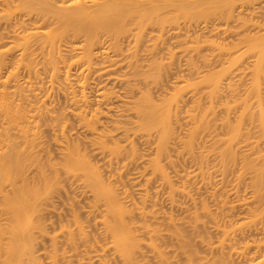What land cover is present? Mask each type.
Here are the masks:
<instances>
[{"label": "bare ground", "instance_id": "bare-ground-1", "mask_svg": "<svg viewBox=\"0 0 264 264\" xmlns=\"http://www.w3.org/2000/svg\"><path fill=\"white\" fill-rule=\"evenodd\" d=\"M238 1L0 0V264H264V24Z\"/></svg>", "mask_w": 264, "mask_h": 264}, {"label": "rangeland", "instance_id": "rangeland-1", "mask_svg": "<svg viewBox=\"0 0 264 264\" xmlns=\"http://www.w3.org/2000/svg\"><path fill=\"white\" fill-rule=\"evenodd\" d=\"M256 1H257V2H256ZM256 1H254V0H244V2H242L241 0L238 1V3H236V5H235L237 8H236V7L233 8V10H234V12H235V15H236V17H235L236 19L234 18V19H235V20H234V23H235V21H236V24H237V23H241L243 20H246L245 18H247L248 23H251V21L253 20L252 23L255 22V24H260V23H261V24H264V0H263V1L260 0V2H259V0H256ZM218 3H219V2H218ZM213 4H216V3H213ZM220 4H221V3H220ZM237 5H238V6H237ZM239 5H240V6H239ZM243 5H244V6H243ZM213 6H215V5H212V7H213ZM218 6H219V4H218ZM218 6H217V4H216V8H217ZM214 8H215V7H214ZM216 8H215V9H216ZM220 8H221V7L219 6V7H218L219 11L216 9L217 12H221L222 9H223V11H224L223 6H222V9H221V10H220ZM243 8H244V10H243ZM192 9H193V8H192ZM192 9H191V11H192ZM195 9H196V8H195ZM210 9H211V8H210ZM215 9H213V10L215 11ZM235 9H236V10H235ZM241 9H242V10H241ZM240 10H241V11H240ZM193 11H194V13L196 12V10H194V9H193ZM193 11L190 12V14H192ZM210 12H212V10H210L209 13H210ZM182 13H183V12H182ZM188 13H189V12H188ZM238 13H240V14H238ZM186 14H187V13H185V15H186ZM190 14H188V15L190 16ZM196 14H197V13H196ZM196 14H195V15H196ZM198 14H199V13H198ZM212 14H213V13H212ZM237 14H238V15H237ZM243 14H244V15H243ZM180 15H182V14H178L177 16H180ZM201 15H202V14H201ZM203 15H204V13H203ZM208 15H209V14H208ZM239 15H240V16H239ZM242 15H243V16H242ZM183 16H184V14H183ZM183 16H180V17H182L181 19H183L182 22L179 21V19L176 17V21H177V19H178L177 22H179V25H178V26H180V25L182 24V25H185V27H184V26H183V27L186 28L187 26L192 25V23H194V21L196 22L197 19H198V21H197L198 23H194L195 26H196V24H197V25H198V24H201L202 27L205 26V19H202V16H198V17H201V18L199 19V18H196L197 16L195 17V16L192 15V16H191L192 18L188 17V20H187V18L185 19V17H186L187 15H186L185 17H183ZM237 16H238V17H241V18L244 17V18H243V19L240 18V20H239V18H238V20H239V21H238V20H237ZM245 16H246V17H245ZM180 17H179V18H180ZM193 17H195V19H194ZM206 17L208 18V19L206 18L207 21H208V20H209V21H212V20H211L212 18L209 19L210 15H209V17H208L207 14H206ZM181 19H180V20H181ZM184 19H185L186 21H185ZM189 19H190V20H189ZM232 19H233V18H232ZM192 20H193V21H192ZM201 20H202V21H201ZM214 20L217 21V19L213 18V21H214ZM221 20H224V19L222 18ZM221 20L218 19V21H219L218 24L220 23ZM174 21H175V19H174ZM174 21H173V22H174ZM188 21H189V22H188ZM190 21H191V22H190ZM209 21H208V22H209ZM216 21H215V22H216ZM231 21H233V20H231ZM240 21H241V22H240ZM177 22H176V23H177ZM184 22H185V23H184ZM221 22H224V21H221ZM243 22H244V21H243ZM257 22H258V23H257ZM169 23H171V22H169ZM174 23H175V22H174ZM174 23L171 24V25H174ZM176 23H175V25H176ZM183 23H184V24H183ZM186 23H187V25H186ZM190 23H191V24H190ZM202 23H203V24H202ZM231 23H232L233 25H236V24H234L233 22H231ZM246 23H247V22H246ZM246 23H244V24H246ZM252 23H251V24H252ZM188 24H189V25H188ZM194 24H193V26H194ZM206 24H207V23H206ZM251 24H250V25H251ZM167 25H169V24L167 23ZM203 25H204V26H203ZM233 25H232V26H233ZM176 26H177V25H176ZM193 26H191V29H190V30L192 31V29H193V31H196V30L194 29L195 26H194V27H193ZM263 26H264V25H263ZM198 27H200V25H199ZM202 27H200V28H202ZM184 28H181V29H184ZM189 28H190V27H189ZM195 28H196V27H195ZM185 31H186V30H185ZM199 31H200V29H199ZM182 32H183V30H182ZM197 32H198V31H197ZM201 33H202V34H201ZM203 33H204V34H203ZM206 33H208V32L206 31ZM206 33H205V31H203V32H200L198 35H200V36L202 37V39H205V38H213V37H214L213 39L216 38V40H217V38H218V40H219L220 38L223 37V35H221L220 37H216V36L209 35V33H208V34H206ZM203 35H204V36H203ZM205 35H206V36H205ZM201 37H200V38H201ZM204 37H205V38H204ZM229 38H232V36H230ZM169 39H171V38H169ZM169 39H168V40H169ZM170 41H172V40H169L168 42H170ZM168 44H169V43H168ZM180 48H181V47H180ZM180 48L177 47V50H178V49L180 50ZM204 48H206V50L204 49L202 52H204L205 54H206V52L209 53V54H211V53H210L211 51H210V47H209V46H206V47H204ZM207 48H208L209 50H207ZM179 50H178V51H179ZM181 52H182V53H181ZM182 54L185 55L184 51L180 50L178 56H180V58H181V56H184V55H182ZM202 54H203V53H202ZM209 54H207V55H209ZM188 55H189V54H188ZM186 57H187L186 55H185V57H182L181 59H179V57H178V62H180V63H178V64H180L182 67L184 66L185 69H186V70L184 69V71H183V69H181V70H182L181 73H183V72L186 73L185 76L188 75V74H187V68H186V67H187V65H186V64H187V63H186V59H187V58H186ZM185 58H186V59H185ZM195 59H196V57H195ZM181 60H182V61H181ZM196 60L199 61V62H198V61H196V62H198V66H201V71H203L204 69L206 70V68H207L208 66L206 65V68H205V65L202 64V62H200L201 59L198 58V59H196ZM249 60H251V59H248V62H249ZM248 62H247V60H245V63H246V64H248ZM245 63H244V64H245ZM199 64H200V65H199ZM201 64H202V65H201ZM185 65H186V66H185ZM242 65H243V64H242ZM244 66H245V65H244ZM182 67H180V68H182ZM184 67H183V68H184ZM240 67H241V66H240ZM203 68H204V69H203ZM243 69H244V68H242V70H243ZM240 70H241V69H239V72H242V70H241V71H240ZM244 70H247V69L245 68ZM236 71H237V68H236ZM233 72H234V71H233ZM239 72H238V73H239ZM183 74H184V73H183ZM235 74H236V72H235ZM237 75H238V74H237ZM188 76H190V75H188ZM233 76H235V75H233ZM235 77H236V76H235ZM233 78H234V77H233ZM227 80H228V79H227ZM223 86H224V85H223ZM188 91H189V92H188ZM187 92H188V96H189V98H190V97H191V93H192L191 88H189V90H187ZM187 92H186V96H187ZM188 96H187L186 98H188ZM189 98H188V101H189V102H186L187 104L191 103V101H190ZM137 140H138V139H137ZM140 141H141V140H140ZM140 141H137V142L140 143ZM141 143H142V141H141ZM144 144H145V143H144ZM141 145H142V146H141ZM146 145H147V144H145V145L140 144V146H139V145H138V146H139L140 148L144 146L145 149H147V151H148V145H147V148H146ZM144 147H143V148H144ZM53 148H54V147L52 146V151H53ZM55 148H56V147H55ZM55 148H54L53 153L55 152V155H56V154H58V153H57V151H56ZM143 148H141L142 151L140 150L141 154H143V152L145 151V149L143 150ZM190 163H191V161H190V162L188 161V162H186V165L191 166L192 164H190ZM132 165H133L134 167H133ZM132 165L130 164V166H132L131 168H133L132 172H133V171H136V170H137V167H140V164H139V166H137L138 164H137V165H136V164L134 165V163H133ZM182 165H184V163H183ZM182 165H178V166L181 167ZM186 165L183 166V167H181L180 169H182V168H184V167L187 169ZM130 166H129V170L131 171ZM135 166H137V167H135ZM189 166H188V168H189ZM192 167L195 168L194 163H193V166H192ZM134 168H135V169H134ZM140 168H141V167H140ZM177 168H178V167H177ZM138 169H139V168H138ZM189 169H190V168H189ZM189 169H188V170H189ZM191 170H192V169H191ZM136 172H137V171H136ZM130 173H131V172H130ZM134 173H135V172H134ZM134 173H132L131 176H134ZM135 174H136V173H135ZM128 175H130V174H128ZM229 187H230V186H229ZM230 188H231V187H230ZM230 188H228V189H230ZM230 190H231V189H230ZM246 190H247V192H249L248 189H246ZM241 191H242V190H241ZM195 192H196V191H195ZM231 192L233 193L234 191H231ZM242 193H243V192H242ZM244 193H245V191H244ZM71 194L73 195V193H71ZM204 194H205V193H204ZM202 195H203V194H202ZM205 195H206V194H205ZM207 196H208V195H206V198H209V199H206V200H210L211 198H210L209 196H208V197H207ZM204 197H205V196H204ZM180 198H182V196H180ZM182 199H184V198H182ZM56 200H57V199H56ZM57 201H58V200H57ZM57 201H55L56 204H59L60 201H58V203H57ZM55 202H54V203H55ZM61 202H62V201H61ZM210 202H211V201H210ZM210 202H209V203H210ZM81 203H82V202H81ZM167 203H168V202H167ZM56 204H55V205H56ZM82 204H83V206H84V204H86L85 206H86V208H88V206H87V202H85V199H84V203H82ZM82 204H81V206H82ZM163 204H165V206H166V203H163ZM63 205H64V204L60 203V207H57V208L60 210V209L63 207ZM167 205H168V204H167ZM212 205H213V204H212ZM212 205H211V206H212ZM57 206H58V205H57ZM163 206H164V205H163ZM165 206H164V208H165ZM212 207H213V206H212ZM214 207H215V206H214ZM238 207H239V206H238ZM86 208H84V209H86ZM169 208H170V207H169ZM169 208H168V209H169ZM64 209H65V212H64ZM166 209H167V206H166ZM240 209H241V208H240ZM61 210H63V212H64L65 215L67 216L68 213H66V212H68V210L66 209V207L64 206V208H62ZM237 211H238V212H237ZM61 212H62V211H61ZM174 212H177V211H174ZM178 212H179V211H178ZM178 212H177V213H178ZM236 212L239 213V214L241 213V214L239 215V216L241 217L242 214H243V213H242V212H243V209L241 210V212H239V209L237 208ZM177 213H176V214H177ZM63 215H64V214H63ZM237 215H238V214H237ZM243 215H244V214H243ZM51 216H53V217H52L53 220L55 219V221H57V222L59 223V221H58L59 219H58L57 216H54V215H51ZM51 216H50V217H51ZM237 217H238V216H236V218H237ZM240 217H238V218H240ZM56 218H57V219H56ZM57 222H56V223H57ZM56 223H55V226H57ZM58 223H57V224H58ZM262 232H263V230L260 229L258 235L261 236L260 233L263 234ZM212 235H213V234H212ZM258 235H257V236H258ZM214 236H216V234H215ZM212 238L215 239V238H217V237H212ZM45 241H46V242H45ZM45 241H43V242H45L46 244H48L47 240H45ZM41 244H43V243H41ZM204 253H205V252H204ZM238 262H239V261H238ZM239 263H240V262H239ZM236 264H238V263H236ZM240 264H241V263H240Z\"/></svg>", "mask_w": 264, "mask_h": 264}]
</instances>
